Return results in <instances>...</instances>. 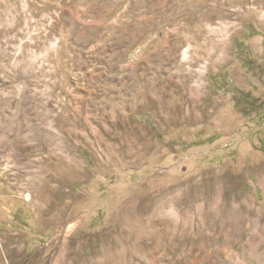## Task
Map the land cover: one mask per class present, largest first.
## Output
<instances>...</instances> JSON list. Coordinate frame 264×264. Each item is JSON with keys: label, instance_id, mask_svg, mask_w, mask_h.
<instances>
[{"label": "rangeland", "instance_id": "rangeland-1", "mask_svg": "<svg viewBox=\"0 0 264 264\" xmlns=\"http://www.w3.org/2000/svg\"><path fill=\"white\" fill-rule=\"evenodd\" d=\"M11 2L0 264H264V0Z\"/></svg>", "mask_w": 264, "mask_h": 264}, {"label": "bare ground", "instance_id": "bare-ground-1", "mask_svg": "<svg viewBox=\"0 0 264 264\" xmlns=\"http://www.w3.org/2000/svg\"><path fill=\"white\" fill-rule=\"evenodd\" d=\"M12 0H0V20L4 17V16H6V15H9V11H10V9H11V6L13 5L12 4V2H11ZM202 21H204V22H207V21H209L208 20V18L207 17H203V19H202ZM206 24V23H205ZM203 27H204V24L203 23H201V25L199 26L198 25V27L197 28H195V29H191V30H194L195 32L193 33V37H192V40L191 39H187L186 37H184L182 34H180V33H176V34H174V35H170V34H168V36H167V41H166V43L167 42H169V43H171V42H175V41H177V42H179V43H182V44H184V43H194L197 47H198V49H200L201 50V52L204 54V55H210V53H209V50H208V47L207 46H204V44H203V42H202V40H203V31H204V29H203ZM187 28V27H186ZM185 29V28H184ZM188 32V31H187ZM189 35V34H188ZM187 35V36H188ZM186 36V35H185ZM170 37H172V41H169V38ZM205 40V39H204ZM206 41V40H205ZM171 45H172V43H171ZM165 46H167V45H165ZM161 47V46H160ZM168 48V51L170 52V47H167ZM163 49V48H162ZM162 49H159V50H161L162 51ZM166 50V49H165ZM164 52V51H163ZM168 52V53H169ZM152 54L153 53H147L146 54V56L144 57L145 58V60L148 62L150 59H151V56H152ZM159 54V53H158ZM170 54V53H169ZM194 60H196V61H194V60H192L191 62H190V64H191V66L192 67H194L196 64H197V62H199L200 61V59H197V58H193ZM192 70V69H191ZM189 74H191V72L189 73ZM193 77V76H192ZM201 77V76H200ZM186 78V77H185ZM154 84V83H153ZM153 89V88H152ZM154 90V89H153ZM140 95V94H139ZM138 95V96H139ZM139 97H141V96H139ZM153 99V98H152ZM151 99V100H152ZM157 99V98H156ZM155 100V99H154ZM157 101V100H156ZM163 101V100H162ZM153 101H151V103H152ZM154 104H156V103H154ZM159 104H160V102H159ZM161 105V104H160ZM260 178H261V181L264 183V170H262L261 171V174H260ZM61 229H62V227H61ZM62 231V230H61ZM58 237L60 236V235H57ZM61 250V249H60ZM64 249H62V251H63ZM50 264H73L72 263V261H70L69 259H68V255L67 254H61L60 253V255L57 257V258H55L54 260H53V262H51Z\"/></svg>", "mask_w": 264, "mask_h": 264}]
</instances>
